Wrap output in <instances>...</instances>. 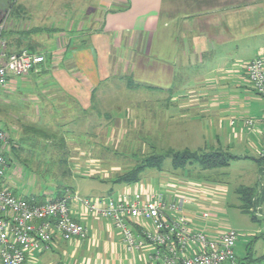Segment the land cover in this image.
Here are the masks:
<instances>
[{
  "label": "crops",
  "instance_id": "0c3cea01",
  "mask_svg": "<svg viewBox=\"0 0 264 264\" xmlns=\"http://www.w3.org/2000/svg\"><path fill=\"white\" fill-rule=\"evenodd\" d=\"M96 12L100 15L99 30L85 46L60 50L56 46H29L24 38L11 41L10 51L29 49L42 55L44 63L37 72L12 80L5 92L0 91V104L10 108V102L23 97L39 104L44 115L36 123L45 126L43 131L61 133L63 141L62 153H57L62 158L53 155L48 146L32 147L45 149L36 157L48 161L46 172L58 183L50 189L33 187L29 196L50 199L66 187L59 181H72L76 174L83 180L121 185L116 195L125 192L146 200L151 192L158 191L166 200L181 203L196 229L216 237L227 227L216 216L202 220L200 212H224L226 196L217 191L224 184L221 179L226 172L221 171L228 169L230 162L254 154L256 175L248 187L239 185L235 191L243 204L238 191L249 190V211L262 214L264 158L258 153L264 98L251 87L245 65L264 52V0H98ZM111 72L121 76L122 89L113 102L105 92L97 91L112 80ZM122 76L136 89L148 92H133L127 82L122 83ZM129 94L133 99L129 100ZM113 110L122 116L163 115L167 129L162 131L167 132L174 152H222L231 159L227 166L210 170L201 169L197 163L175 167L166 159L171 167L163 174V166L149 169L158 173L157 178L160 175L156 182L145 185L140 177L135 183H116V177L125 171L116 173L119 166L112 165L109 156H96L101 145L97 130L111 133ZM97 116L103 120L97 123ZM249 119L254 122L250 127L245 125ZM10 130L15 134L14 128ZM103 139L105 145L111 140L106 135ZM18 149L17 142H9L6 158L12 168L7 170L6 179L16 195L29 197L23 192L25 186L15 183L23 178L21 167L14 163L17 158L27 160L31 156ZM58 163L63 169L55 171ZM29 180L32 187L34 183ZM73 207L75 218L87 228L86 239L64 242L57 238L49 250L27 254L23 264L141 263L139 254L125 250L119 232L108 221L85 213L76 203ZM256 259L264 261V255Z\"/></svg>",
  "mask_w": 264,
  "mask_h": 264
},
{
  "label": "rangeland",
  "instance_id": "374dc122",
  "mask_svg": "<svg viewBox=\"0 0 264 264\" xmlns=\"http://www.w3.org/2000/svg\"><path fill=\"white\" fill-rule=\"evenodd\" d=\"M10 1L0 0V24L4 23V40L7 50H10L11 41L17 39L20 42L23 40L21 38L26 39L29 46L37 45L42 48L56 46L60 50H66L71 47L83 46L84 43L86 45L87 40L99 30L100 15L96 12L98 0H13L11 6L8 5ZM113 74L112 72L109 74L112 80L107 84H101L97 90L105 92L107 94L106 98L112 102L119 99L118 92L122 91L121 88L119 89L121 81L118 80L121 76L117 75L118 73ZM122 77H124L125 81L122 83L129 81L128 77ZM0 91L1 93L2 91L5 92L6 89L0 87ZM19 91L23 90L20 88ZM132 91L137 93L148 92V90L136 89L135 87H133ZM4 94L2 96L6 98L7 96ZM10 94L17 96L15 92H10ZM128 96L129 100L133 99L131 94ZM10 104V108H5L0 104V129L8 131L9 136L18 143L19 152L31 156V159L29 157L27 160L17 158L16 163H14L15 167H21L20 175L22 174L23 178L21 181L16 179L15 183L18 186H25L23 192L26 196H29L33 191V187L34 189L39 187L45 189L58 183L53 181L52 179L54 178H50L53 176H49V173L46 172L49 169L48 161L40 160L36 157V154L44 153L45 149L37 150L32 147L48 146L53 155L62 158L57 153H62L61 145L63 141L61 133H48L43 131L46 129L45 126L42 128L39 125V121L40 119L42 120L44 115L40 113L39 104L30 102L24 97L21 100L14 99ZM112 112L113 117L110 121L111 133L107 135L103 131L97 130V143L100 142L101 145L96 150V156H109L111 159L108 161L114 166H119L116 173L131 169L142 163L144 158L153 154H162L167 150H171V146H169L171 145V139L168 138L167 132L164 133L162 131V128L167 129L166 123L163 124L162 121L163 115L157 114L155 117H151L135 116L134 113L125 115L124 113V116H122V113H118L115 110ZM100 119L103 120L98 117L97 123ZM37 121L39 123H36ZM104 121L107 124V118ZM10 127L15 129V134L11 132ZM105 135L106 138H111L106 145L103 144ZM167 142H169L168 145ZM162 166L163 172L160 174L170 169L169 160L165 161ZM256 167L254 154H252L249 158H241L237 162H230L229 168L221 171L226 172L223 175V179H221L224 184L217 191L224 193L226 196L224 212L210 214L211 217L216 216L223 227L232 229L237 233L238 239L234 247L237 264L239 262L243 264H264V261L256 259L260 255H264V210L262 211L263 215L257 211L244 212L241 209L242 203L239 201V195L235 191L239 185L246 187L250 185L248 181L256 175ZM11 168L12 166L9 165L8 170H11ZM57 168H62L61 163H58L55 171H57ZM150 174L151 177L149 176ZM157 174L156 171L146 169L141 173L140 181L145 185H147L148 181L156 182L160 179V175L157 178ZM27 179H33L29 180L31 184L34 183L32 187L27 183ZM47 181H51L50 184ZM59 183L73 188L80 197L90 199L116 195L117 189L121 188V185L109 182L83 180L77 174L72 181H61ZM111 188L112 193L110 191L108 193ZM17 191L19 190L17 189Z\"/></svg>",
  "mask_w": 264,
  "mask_h": 264
},
{
  "label": "built area",
  "instance_id": "2783aa9c",
  "mask_svg": "<svg viewBox=\"0 0 264 264\" xmlns=\"http://www.w3.org/2000/svg\"><path fill=\"white\" fill-rule=\"evenodd\" d=\"M44 57L28 49L9 52L4 40V23L0 24V87L37 72ZM247 79L254 92L264 98V52L245 65ZM262 146L258 156L264 158V111ZM252 120H246L250 127ZM9 136L0 129V264H23L27 254L47 251L58 238L64 242H82L86 226L75 218L76 203L87 214L108 221L121 236L125 250L136 252L140 264H237L234 247L238 235L226 228L216 237L196 229L184 213L181 203L166 200L158 191L146 200L129 193L96 199L83 198L65 191L63 196L42 203L16 195L6 179L9 162ZM202 220L210 218L201 210Z\"/></svg>",
  "mask_w": 264,
  "mask_h": 264
},
{
  "label": "trees",
  "instance_id": "16d2710c",
  "mask_svg": "<svg viewBox=\"0 0 264 264\" xmlns=\"http://www.w3.org/2000/svg\"><path fill=\"white\" fill-rule=\"evenodd\" d=\"M8 5H10V6L12 5V0L9 2ZM9 47H11V44L9 45ZM20 50L21 49L15 50V51H10V50H8V51L9 52H18ZM127 86H128V88L134 87V85L131 81L127 82ZM8 139H9L10 143L14 142L10 136ZM166 159H170V161L172 160V163L175 167L197 163L201 167V169L210 170V169L222 168V167L227 166L231 157L228 154H225L222 152H209V153H205V154H199L196 152H191L189 150H184L182 152H174L172 150H167L166 152H164L162 154H153L152 156L144 158L142 163H140V164L132 167L131 169L125 171L124 173L118 175L114 182H116V183H135V182L139 181L140 174L145 169H151V168L160 169ZM7 161L9 162L8 159H7ZM66 174H64V176H66ZM65 191L72 192L71 188L62 187V188H60V190L57 191L56 195H54L50 199L63 196ZM248 192H249V190H247V189H244V190L241 189L238 191V193L241 195V201L243 202L241 209L246 213L249 212L248 204H249L250 194H248ZM25 198H27V199L33 198L38 203H42L48 199L45 197H38V196H34V195L29 196V197H25Z\"/></svg>",
  "mask_w": 264,
  "mask_h": 264
}]
</instances>
